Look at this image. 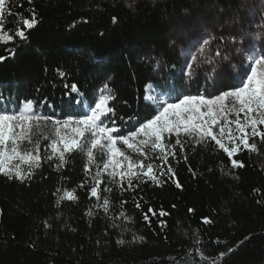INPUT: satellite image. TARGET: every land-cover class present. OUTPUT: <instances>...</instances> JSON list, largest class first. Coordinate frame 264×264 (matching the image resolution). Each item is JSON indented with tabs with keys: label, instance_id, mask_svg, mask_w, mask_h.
Instances as JSON below:
<instances>
[{
	"label": "trees",
	"instance_id": "trees-1",
	"mask_svg": "<svg viewBox=\"0 0 264 264\" xmlns=\"http://www.w3.org/2000/svg\"><path fill=\"white\" fill-rule=\"evenodd\" d=\"M200 4L229 12L239 0H143L134 8L124 0H11L6 30H18L19 21L33 11L39 23L25 30L26 40L0 43V57H5L0 61L3 103L12 109L32 100L43 115L80 118L107 83L116 97L111 104L117 127L132 131L153 115L145 99L147 85H160L155 89L165 99L170 89L173 99L177 94H203L200 78L188 90L177 75L184 67L171 53L168 29L170 21ZM160 57L165 75L158 79L155 61ZM235 83L227 73L220 89ZM72 84L83 93V107L76 102L81 97L70 91ZM233 158L244 167L232 168L214 142L187 143L183 151L177 147L168 165L181 188L167 176L161 177L162 186L135 181L134 190L113 188L110 193L102 186V199L110 200L107 213L90 198L93 181L80 152L70 153L60 171L55 161L45 159L23 183L0 175V264H211L229 248L234 250L217 264H264V170L254 153L241 151ZM65 191H74L77 201L57 203ZM149 208L157 213H148L150 223L144 219ZM160 211L168 215L160 216ZM205 218L211 223H204ZM201 253L208 259H201Z\"/></svg>",
	"mask_w": 264,
	"mask_h": 264
},
{
	"label": "snow or ice",
	"instance_id": "snow-or-ice-1",
	"mask_svg": "<svg viewBox=\"0 0 264 264\" xmlns=\"http://www.w3.org/2000/svg\"><path fill=\"white\" fill-rule=\"evenodd\" d=\"M29 2L31 3V0ZM134 4L135 0H130L127 6L134 8ZM11 15V0H0V43H8L15 37L26 40L25 30H31L39 23L33 11L30 18H22L19 21L22 26L18 30L9 32L4 25L6 16ZM115 22L116 18L113 17V23ZM213 39L215 37L205 39L198 54L190 55L191 63L186 65V75L189 78L194 75L193 65H197L198 55H204L205 49ZM220 39L224 40L223 37ZM232 42L237 43L235 38ZM9 52L11 55L15 54L11 49ZM233 54H238L242 63L237 73L238 82L231 88L222 90L210 98L203 94L182 97L177 94L173 99L174 89L166 93L168 99L148 95L145 99L148 106L153 109V115L130 132H121L113 119L116 111L111 102L116 97L107 83L98 90L97 96L88 101L86 113L80 118L55 119L43 115L37 110L36 102L32 100H26L17 107L9 109L7 104L3 103V96L0 95V175L23 183L32 178L35 171L42 167L45 159L49 162L55 161V169L60 171L68 163L70 153L80 152L86 157L85 173L93 181L90 198H96L97 204L94 206L102 207L107 213L110 200L107 197L102 199L100 194V185L104 183L105 174L109 178V183L116 184L122 191L134 190L138 186H134V180L151 181L157 186H162L164 180L161 177L167 176L173 179L176 175L171 165H168V160L170 156L176 157L177 146L183 151L187 143L207 146L208 143L214 142L215 146L227 155L232 168L244 167L242 161L233 157L241 151L258 152L256 138L264 143V128H262L264 126V39L259 50L250 39L246 45L241 43L238 47H234L231 53L222 52L218 47L215 57L227 60L230 66L236 67L231 63ZM3 59L5 57H0V61ZM204 62L214 66L218 61L206 57ZM59 75L63 77L65 73L60 71ZM65 87L69 86L65 85ZM154 87L161 86L147 85L149 91ZM70 91L81 97L76 102L83 107L85 98L77 85L72 84ZM43 103L46 104L47 100ZM173 137H175L174 142ZM43 141L49 143L44 148L45 156L42 157ZM118 145L126 146V149L143 159L134 160ZM149 152L155 153L157 159L162 161L158 167L146 163L151 159ZM97 153L106 156L102 164L97 163ZM184 159L187 160V156ZM93 165L96 167L94 176ZM165 165L168 166L165 168ZM125 182L127 189L124 187ZM173 183L177 188L182 187L178 180L173 179ZM80 187H84V184ZM103 191L110 193L112 188L106 187ZM56 192L59 194L60 189ZM77 199L74 191H65L59 195L57 203L62 200L75 202ZM124 203L127 201H122V204ZM135 206L141 207L139 202H136ZM189 211L193 210L189 209ZM148 213L153 216L157 213L151 208L144 213V219L150 223ZM87 214L92 216L93 212L90 210ZM120 215L131 222L132 218L127 217L124 212ZM159 215L165 216L168 213L160 211ZM204 223L211 221L205 218ZM161 224L165 226L163 222ZM135 239L142 240L143 237H134ZM118 242L124 243L123 240ZM233 250L229 248L227 253H219L218 257L211 259V264H217V260H222ZM201 259L207 260L208 257L201 253Z\"/></svg>",
	"mask_w": 264,
	"mask_h": 264
},
{
	"label": "rangeland",
	"instance_id": "rangeland-1",
	"mask_svg": "<svg viewBox=\"0 0 264 264\" xmlns=\"http://www.w3.org/2000/svg\"><path fill=\"white\" fill-rule=\"evenodd\" d=\"M128 5L130 0H124ZM143 0H135L136 2ZM156 1V0H146ZM169 36H170V50L172 55L177 57L183 63V69L177 71L178 76H182L185 85L191 90L196 83L197 79L202 80L203 95L206 97H212L219 94L221 79H223L227 73L232 74L235 80L238 82V70L242 63L238 54H233L231 63L236 67L230 66V62L227 60H221L215 57V52L218 47L222 52L231 53L234 47H238L241 43L247 44L251 39L252 43L257 46L259 50L262 39H264V0H239V4L235 9L229 12H222L218 10L214 4H200L192 8V10L184 14L179 19L172 20L168 23ZM215 37L211 41V44L205 49L203 56L198 55L197 65H193L194 75L189 78L186 75V65L191 63L190 55H197L199 48L203 46V41ZM221 37L224 38L221 41ZM233 38L237 43L232 42ZM206 57H212L218 61L213 64L204 62ZM156 74L158 79H161L165 75L164 59L160 57L155 61ZM99 93H97L98 95ZM147 95H155L159 99H165L155 87L149 91L147 89ZM87 110V109H86ZM264 128V126H262ZM173 142L175 137L172 138ZM182 139H187L182 137ZM253 141H250V143ZM258 145L259 151L254 153L257 157L258 163L264 170V143H261L258 138L255 139ZM49 141H43L41 144V156L45 153L44 148L48 145ZM191 144V143H188ZM262 145V150L259 146ZM132 156L134 160L143 159L131 150L126 149V146L118 145ZM179 147V146H177ZM98 154H96L97 163L102 164L106 160V156H103V161L99 160ZM151 159L146 163H152L153 165L159 161L155 153L149 152ZM171 157V156H170ZM156 166V165H155ZM96 167L92 166V175H95ZM146 179V178H145ZM104 183L100 185V191L102 186L120 189L116 184L109 183V178L105 174L103 176ZM135 182V180L133 181ZM125 185L127 183L125 182ZM105 187V188H106ZM94 198V197H93ZM96 201V198H94ZM102 202V201H101ZM97 204V201L95 205ZM101 208L102 207H97Z\"/></svg>",
	"mask_w": 264,
	"mask_h": 264
}]
</instances>
